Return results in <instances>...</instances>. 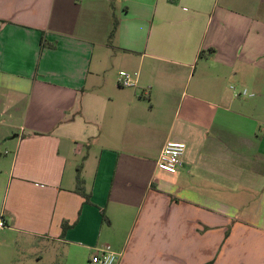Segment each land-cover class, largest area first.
Listing matches in <instances>:
<instances>
[{
	"label": "crops",
	"instance_id": "0c3cea01",
	"mask_svg": "<svg viewBox=\"0 0 264 264\" xmlns=\"http://www.w3.org/2000/svg\"><path fill=\"white\" fill-rule=\"evenodd\" d=\"M0 222V264H264V0H0Z\"/></svg>",
	"mask_w": 264,
	"mask_h": 264
},
{
	"label": "built area",
	"instance_id": "2783aa9c",
	"mask_svg": "<svg viewBox=\"0 0 264 264\" xmlns=\"http://www.w3.org/2000/svg\"><path fill=\"white\" fill-rule=\"evenodd\" d=\"M137 77L138 73L121 71L119 73L118 83L123 88H131L136 85ZM231 90L236 98L254 97V94L250 93L247 89L238 90L236 87L231 86ZM186 150L187 145L184 142H168L164 146L158 160V169L169 175L177 174ZM3 226V222H0V227ZM119 258L120 254H118L112 246L104 245L93 255L90 264H116Z\"/></svg>",
	"mask_w": 264,
	"mask_h": 264
},
{
	"label": "trees",
	"instance_id": "16d2710c",
	"mask_svg": "<svg viewBox=\"0 0 264 264\" xmlns=\"http://www.w3.org/2000/svg\"><path fill=\"white\" fill-rule=\"evenodd\" d=\"M117 23L115 24L114 30L112 32V36L115 34V31L117 30ZM204 54H201L203 56ZM76 191L82 195L84 198H86L87 201H89V195L86 193L85 187H84V180L81 176V171L78 169V174H77V188ZM64 230L67 229V224L66 222L63 224Z\"/></svg>",
	"mask_w": 264,
	"mask_h": 264
}]
</instances>
